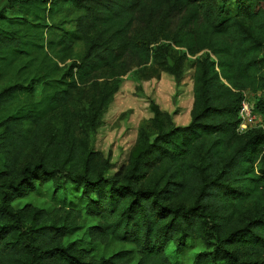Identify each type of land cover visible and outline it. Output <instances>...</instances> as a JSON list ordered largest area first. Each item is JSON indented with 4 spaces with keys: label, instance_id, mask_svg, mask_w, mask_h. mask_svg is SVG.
I'll return each mask as SVG.
<instances>
[{
    "label": "trees",
    "instance_id": "obj_1",
    "mask_svg": "<svg viewBox=\"0 0 264 264\" xmlns=\"http://www.w3.org/2000/svg\"><path fill=\"white\" fill-rule=\"evenodd\" d=\"M63 4L80 14L70 30L49 23ZM188 62L190 124L152 106L128 166L107 177L93 149L117 89L106 79L133 67L179 79ZM13 72L21 82L0 92V264H182L197 244L193 264H264V0H9L0 83ZM246 93L259 121L240 133ZM49 182L86 204L14 207Z\"/></svg>",
    "mask_w": 264,
    "mask_h": 264
},
{
    "label": "rangeland",
    "instance_id": "obj_2",
    "mask_svg": "<svg viewBox=\"0 0 264 264\" xmlns=\"http://www.w3.org/2000/svg\"><path fill=\"white\" fill-rule=\"evenodd\" d=\"M9 0H0V8L6 6ZM17 8V7H16ZM78 10L69 5L54 7V18L50 25L58 24L64 29H72ZM62 21L66 23L61 24ZM51 38L58 37L60 30L53 29ZM49 35V34H48ZM162 36V35H160ZM166 42L165 40H162ZM168 43V42H167ZM81 47H74L70 58L61 67L76 60ZM202 54V53H201ZM195 59V57H190ZM138 67H133L123 76L106 79L117 86V89L107 107L101 112L93 149L104 155L110 162L107 177H114L128 166L131 152L138 144L140 125L154 117L152 106H158L163 112L172 117L175 127H185L191 122L194 106V68L188 62L187 68L181 78L162 72L159 77L146 79L138 72ZM101 82L105 79L100 80ZM21 82V78L14 72L0 83V92L6 87ZM247 97H250L248 93ZM87 200L72 184H67L56 191L53 182L37 185L36 190L28 197L14 202V207L21 208L32 204L45 209L56 207L80 208ZM117 245L114 249H118ZM174 245L169 249L173 252ZM202 251L200 245L187 250L182 256V264H193L196 255Z\"/></svg>",
    "mask_w": 264,
    "mask_h": 264
},
{
    "label": "built area",
    "instance_id": "obj_3",
    "mask_svg": "<svg viewBox=\"0 0 264 264\" xmlns=\"http://www.w3.org/2000/svg\"><path fill=\"white\" fill-rule=\"evenodd\" d=\"M239 114H240L241 124L239 126L238 131L240 133H245L251 128L258 125L259 116L255 112L254 104L249 100L246 94L244 100L241 103Z\"/></svg>",
    "mask_w": 264,
    "mask_h": 264
}]
</instances>
